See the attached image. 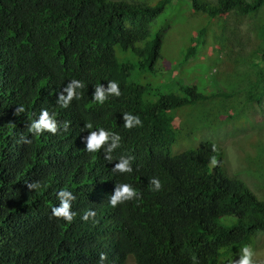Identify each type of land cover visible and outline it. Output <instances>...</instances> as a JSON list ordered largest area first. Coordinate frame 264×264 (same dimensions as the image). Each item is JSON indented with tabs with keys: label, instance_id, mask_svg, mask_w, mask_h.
Here are the masks:
<instances>
[{
	"label": "trees",
	"instance_id": "obj_1",
	"mask_svg": "<svg viewBox=\"0 0 264 264\" xmlns=\"http://www.w3.org/2000/svg\"><path fill=\"white\" fill-rule=\"evenodd\" d=\"M179 1L157 0L152 5L125 0H0V64H13L27 77L29 95L19 104L25 110L33 107L36 95L31 93L39 91L40 83L62 90L76 79L84 83L76 90L80 99L73 103L83 128L91 122L96 129H116L124 113L139 116L142 126L112 131L121 136L113 160L107 161L102 153L109 166L103 182L110 179L115 187L131 184L141 197L126 201L122 209L121 257L138 254V264H193V256L196 264H230L264 233V198L223 168L224 151L208 135L230 121L255 128L253 119L264 97V0H184V28L191 30L192 22L200 39L182 51L186 64L175 67L181 73L191 64L188 72L198 73L196 60L215 55L217 49L223 52L217 62L212 57L208 63L210 78L206 71L203 88L188 82L184 73L171 76L154 65L163 57L164 35L179 22L174 15L164 31L154 33L151 25L165 4L175 8ZM230 18L223 46L213 51L204 30L215 22L225 28ZM249 29L257 30L261 45L248 64L258 67V78L246 83L242 75L248 67L232 69L235 78L226 74L229 64L223 61L231 57L227 50L232 53L235 43L246 42ZM200 43L205 49L194 59ZM109 81L118 83L121 95L98 104L95 87L106 89ZM60 89L54 91L56 98ZM206 114H211L208 120ZM182 144L184 150L179 148ZM246 153L249 165L264 173V140L255 144V153ZM121 155L134 157L131 173L112 170ZM212 156L216 166H210ZM154 177L161 181L160 191L151 190ZM3 222L0 217V258L17 245L16 230L6 231ZM50 253L68 258L52 264H79L74 258L84 251L70 246ZM41 254L44 251L38 250L35 257Z\"/></svg>",
	"mask_w": 264,
	"mask_h": 264
},
{
	"label": "clouds",
	"instance_id": "obj_2",
	"mask_svg": "<svg viewBox=\"0 0 264 264\" xmlns=\"http://www.w3.org/2000/svg\"><path fill=\"white\" fill-rule=\"evenodd\" d=\"M125 1L156 4L151 0ZM230 19L225 21V28ZM225 28L215 22L204 30V39L213 51L218 47L214 38L218 32L224 35ZM210 39L213 43L208 42ZM154 65L170 71L171 76L184 73L190 83L203 88L197 72L185 71L191 64L184 66L181 73L176 64L163 62V58ZM27 80L13 64H0V217L6 231L16 230L17 239L11 254L0 258V264H52L68 258L54 256L50 250L70 246L84 251L74 258L79 264L96 261L98 264H138V254L120 256V240L125 227L122 209L126 201L140 199V193L128 183L115 187L110 179L103 181L109 168L107 161L113 160L112 153L121 142V136L112 131L122 126L126 130L142 126L139 116L124 113V121L116 129H96L91 122L83 128L73 103L80 99L81 93L76 90L83 88L84 83L76 79L62 90L46 81L40 83L39 91L31 93L36 95L33 107L25 110L19 104L29 95L31 87L26 90ZM57 89H60L58 98L54 92ZM110 95H121L115 81H109L106 89L97 85L93 99L102 105ZM225 124L220 125L223 133L212 137L222 149L218 139L226 140L230 133L225 128L230 123ZM177 151L176 145L174 153ZM132 160L133 156L121 155L112 170L131 173ZM217 163L216 156H212L210 166ZM222 165L227 170L224 152ZM94 169L97 174L93 173ZM149 183L152 191L162 188L158 178H152ZM38 250L44 254L35 257ZM240 251L242 255L230 264H257L251 246L245 245ZM192 261L196 264L195 256ZM71 264L75 263L71 261Z\"/></svg>",
	"mask_w": 264,
	"mask_h": 264
},
{
	"label": "rangeland",
	"instance_id": "obj_3",
	"mask_svg": "<svg viewBox=\"0 0 264 264\" xmlns=\"http://www.w3.org/2000/svg\"><path fill=\"white\" fill-rule=\"evenodd\" d=\"M151 1L152 3H157V0ZM180 1H182V3H177L175 8H172V6L167 4L163 12L158 16V18L152 25L153 33L158 31L159 29H162L164 31V29L167 28L168 24H170V22L174 18V15L176 16L175 21L179 22V24L174 25L173 29L171 31H168V33L164 35L162 58L163 62H169L171 64L178 65L186 64L184 62L183 55H181L182 51L186 50L188 47L193 46L195 44L194 40L197 41L200 39L196 38V33L193 31V27L195 26L192 25V22H190L192 31L190 29L184 28L186 22L185 20H183L185 15L184 10H187V6L185 5L184 0ZM249 17L246 18L247 21L251 19V17ZM187 23L189 24V22ZM230 23L232 24L231 19L229 21V24ZM199 24L201 25L203 23L199 21ZM180 27H182V29H180ZM223 38L224 35L221 32H218L217 36L214 38V43L216 44L215 46H218L219 48L222 47L224 44ZM245 40L246 42L243 44L235 43L232 53L227 50V54L231 55V57L227 56L225 58L226 61H223V64H229V68H227L226 74L228 75L232 73L233 77H235V75L233 74L232 69L240 66L239 68L244 70L246 67H248V69H246L242 75L243 78H246L247 83L250 81H256L259 75L258 67H251L248 64H252L251 60L255 55H257V51L261 45V39L258 35L257 30L250 31L249 29L245 31ZM204 49V43L198 44L195 48L196 54L195 56H193V58L197 59ZM217 52L218 53H216L215 55H204L202 60L195 61L198 62L197 64H200L198 67V79L200 82L203 80V78H206V71L208 77L210 78V64L208 63H210L212 57L216 58L217 62L221 57V54L223 53L218 49ZM231 64L234 65L233 68L231 67ZM195 67L197 66L195 65ZM185 71L189 70L185 69ZM225 79L226 77L223 76L221 80ZM142 82L146 83L147 81L143 80ZM261 105L262 106L260 108V114H258V116L253 119L255 121L253 123L255 128H252L247 124H235L234 122L230 121V125L225 127L230 132L229 138L226 140L220 138L218 139V142L224 149V166L226 167L227 171L231 175H234L246 181L258 196L264 198V173L262 170L259 171L258 169H255L249 165V159L247 158L248 155L246 153V151L249 153V155L255 153V144H257L259 140H264V101ZM197 116L199 118L202 117V115L199 114H197ZM210 116L211 114H206V117L204 116L205 120H208ZM221 133H223V130L219 125L217 129L209 133L208 136L217 137ZM183 147H185V145L182 144L181 148L183 149ZM256 240L257 241L252 248L255 253L254 259L257 261V264H264V233H261ZM233 264H235V262Z\"/></svg>",
	"mask_w": 264,
	"mask_h": 264
}]
</instances>
